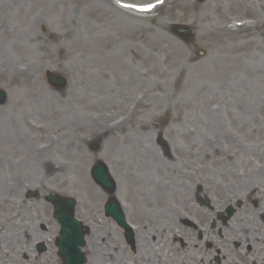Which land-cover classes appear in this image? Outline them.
I'll return each instance as SVG.
<instances>
[{"label":"rangeland","instance_id":"1","mask_svg":"<svg viewBox=\"0 0 264 264\" xmlns=\"http://www.w3.org/2000/svg\"><path fill=\"white\" fill-rule=\"evenodd\" d=\"M105 1H109L108 4L111 3L112 7L117 5L115 0ZM123 1L134 4L151 3L155 4V7L145 17L142 16L143 13L135 14L128 11L129 14L136 16L134 17L135 20L132 19L135 25L120 27L114 23V20L123 23L118 20L120 15L115 17L110 12H104L100 0H0V88L7 93L6 101L0 103V117H3V113L14 117L20 126V130L36 146L47 141L45 139L47 133H51L53 139H56L57 134L61 136L58 129L62 131L65 135L62 140V147L67 148V145H71L69 152L75 155L54 153V159L63 158L61 165L63 168H70V177L74 176V166H76L77 159H80L79 163L82 162L84 167H89L87 175L92 186L102 194L101 201L87 199L78 185L73 184L66 188L64 186L49 187L48 182H46L45 186H48L46 188L42 187V182L38 180L41 187L33 186L22 193L9 195L8 198L15 200L17 206L21 208L20 210L29 207L32 212L26 211L24 214L18 210V217L15 219L16 227H5V222L0 217V226H2L0 232L3 233L5 242L9 240L12 242L11 246H8L9 251H7L11 255L10 249H12L20 264H62L55 245L60 226L54 217L53 205L47 201V196L59 194L71 196L77 200L75 215L91 226V232L94 231L92 221L86 220L81 212L87 211L90 206L100 204L98 219L109 221L120 236L117 235V239L121 240V244L128 253L134 252V246L127 240L125 231L112 218L105 216L104 206L109 195L94 182L90 171L97 160H102L107 164L109 170L114 169L118 172L122 163H115L117 162L115 160L124 158L127 159V162L136 163V155L139 150L132 146L133 140L128 141L127 144L110 143L111 137L75 130L69 127L68 121V117L77 115L79 120L82 117L85 118L82 120L85 124L91 122V124L94 123L93 125H99L98 121L92 122L90 116L110 113L112 110L113 112L110 113L112 115L107 117V120L117 118L121 121H127H125L124 128L116 129V138L119 139L125 135H129V137L138 136V145L141 150L147 147L153 150L158 158L167 162H172L176 158L174 143L176 148L181 150L183 157L189 158L192 166L198 168H195L197 180H199L196 183L198 186L196 188L193 184L191 190L194 205L204 214L202 223H197V221L192 220V217L180 220L173 219V229L178 231L184 227L196 228L191 238L197 242L203 241V236L206 234L208 236V232H211L210 236L219 242V248L212 251V255L203 252L202 256L212 264H245L239 258H241L243 250L247 248L241 250L243 248L240 243L242 239L234 237L231 232L229 234L227 231L228 239L225 240L224 228L222 229V227L228 225H224L218 219V215L221 212H226L229 205L236 208V202L239 200L241 201L240 205H237L236 212L227 223L232 224L235 229H240L241 219L245 220L248 224L247 227L251 229L249 223L254 213L253 207H256L255 198L250 203L247 202L245 209L241 212L239 210L242 208L244 200L240 197H234L228 191L227 197L218 195V192L212 190L214 187L210 184H207L208 190H206L204 180L205 178H213L218 184L228 187L231 185L230 182L234 180L232 176L236 172L242 176L248 172L256 173L258 168L264 166V53L253 49L252 45L241 51L242 66L237 68H241L240 72H237L241 74L238 76L240 80L236 90L229 87L225 88L222 80H220L221 73L216 75L214 71L195 80L184 74L183 79H186L189 85L188 87L184 85L178 87L173 79L178 73L176 68L181 61V54L187 52L194 57L193 62L196 63L207 57L212 50V47L200 38V34L202 27L208 23L207 13L210 12L215 0ZM222 3L227 12L234 14L235 10L233 12L229 7L226 8L227 0H223ZM240 3L248 8L250 17L246 18L245 22L251 25L249 30L241 31L240 35L247 37L249 34V37L261 42L263 36H260L258 31L254 29V20L264 14L263 0H240ZM240 7L239 5L236 12L239 11ZM210 13L213 14V12ZM26 16L27 19H35L36 17L40 19L34 23L33 31H29L33 37L30 44L31 51H29L30 47L28 49L17 47L16 49L13 42L10 41L19 32L28 31L29 23L25 19ZM219 18L220 16L216 17V19ZM174 24L189 25L192 29V35L184 40L172 32L171 27ZM118 30L120 31L118 32ZM240 40L241 36H238V41ZM228 42L233 43V40L230 39ZM238 53L239 51L235 52L234 57ZM30 56L34 57L35 63H33L36 66L40 64L42 67L38 73L34 72L36 79L39 78L41 85L53 97V101L47 105V111L43 113L44 116L35 107V104L41 99L42 93L32 89L33 78L20 80V77H13L10 79L11 77L3 74V72L5 73L21 64L30 65V63H24ZM114 56L118 57L116 65L106 62ZM120 60L123 62L122 65H118ZM260 60L263 64V70L251 77L245 76L246 79L244 80V69L242 70V68L252 66L255 70L261 65ZM47 70H53L63 75L67 79V86L61 90L53 88L47 81ZM99 71L102 72L101 78L97 76ZM104 74L107 75L103 76ZM258 80L262 81L261 88L256 86ZM121 82H125L122 90L119 89L118 84ZM245 87L247 88L245 89ZM249 88L253 89L251 95ZM165 89L168 90L169 95L164 98ZM209 90L218 92L221 100L220 104H214L215 108H220L224 102L225 107L230 109L231 115L232 110L237 113L233 121L231 118L228 119L229 116L220 118L223 126L220 125L218 130L208 127L204 121V95ZM239 99L251 102L249 108L241 113L235 107L231 109L232 102L234 100L239 101ZM135 100H140V105L135 104ZM185 124L188 126L187 128L183 127ZM140 125L143 129L138 131V134H134ZM170 128L178 131L169 134ZM70 131L71 133H69ZM95 142L99 143L98 150L92 149ZM223 152L228 153L231 157L229 163H227L226 158H219ZM0 156H3L1 147ZM21 156L20 150L15 152L13 160L16 164L20 162ZM215 156L218 157L216 160ZM85 157H88V163H86ZM74 159L76 160L75 163ZM217 159L222 162L219 163ZM48 163L41 166V171L47 175L46 178L52 177L56 173L57 164ZM114 170L111 175L117 182L118 176ZM226 171H228V175L224 178L223 174ZM138 173L142 175L145 172L138 171ZM145 176L148 177V174ZM153 179L157 183L160 181L158 176H154ZM252 182L254 184L255 180ZM206 183L208 182L206 181ZM13 184L14 182H9L11 187ZM2 186L5 187V182ZM161 191L162 189H151L146 196H143L145 198L143 200L149 203V199H154L155 205H159L160 210L165 203L161 199ZM198 191H200V196L195 197ZM29 192H33L35 195L37 192V196L29 199L27 198ZM148 194L151 195V198H148ZM115 196L119 198L117 194ZM143 200L140 201L141 204L143 207H147ZM150 209L152 208L148 207L146 210L149 211ZM38 211L46 218L37 217ZM224 214L226 215V213ZM126 217L127 221L134 226L135 221L127 215ZM212 221L216 225L214 230L210 228ZM32 222L36 224L35 228L42 231V239L30 238ZM39 222L43 223V228ZM13 229H17L15 236H11L10 233V230L13 231ZM219 229L222 230L221 233ZM165 231L163 235L167 234ZM102 233L103 230H100L99 234L102 235ZM237 233L236 235L239 236ZM26 234H29L28 238H26ZM189 235L185 233L183 237L189 239ZM19 236L22 238L21 242H26L35 250L33 258H21L19 250L16 252L13 243ZM243 236L241 232V237L243 238ZM14 237L15 239H13ZM88 237L89 235L87 236V249L84 248L85 250H83L86 253L87 261L89 260L87 264H91L90 252L94 247L89 246ZM43 242L47 244L48 250H37L36 246ZM96 242L98 240H95ZM222 252L226 253L222 255ZM162 253L163 249L160 254L162 255ZM229 253L237 254V258L232 256V262ZM142 254L146 257V253ZM166 254L167 252L164 256L162 255L165 259L173 257L176 260L178 257L174 250H171L168 255ZM4 259L8 262L9 257L6 256ZM8 264L11 263L8 262ZM201 264L208 263L203 261Z\"/></svg>","mask_w":264,"mask_h":264},{"label":"bare ground","instance_id":"2","mask_svg":"<svg viewBox=\"0 0 264 264\" xmlns=\"http://www.w3.org/2000/svg\"><path fill=\"white\" fill-rule=\"evenodd\" d=\"M222 1L223 0H215L212 3L210 12H213V14L210 12L207 13L208 23H206L204 27H202V31L200 34V38L204 39L205 42L212 47L210 54L196 63L193 62L194 57L187 52L181 54V61L176 68L178 73L175 74L173 79V82L175 83V85H178V87L181 85L188 87L189 85L188 81L186 79H183L184 74L189 76L190 79L195 80L202 75L211 74L214 71L216 75H219V73H221L220 80H222L225 88L229 87L236 90L238 89L240 80L238 76L239 74H241L237 73L241 70V68H237L242 66L241 51L248 49V47L252 45L253 49L259 50L260 53H264V14L262 17H256L254 20V29L258 31V34L260 36H263L261 42L257 41L255 38L249 37V34L247 35V37L244 36L246 37L244 38L242 35H240V32L249 30L251 26L250 24H248V22H244L246 18L250 17L249 11L247 10L248 8L246 6H242L240 0H227L228 4L226 8L229 7V9H231L233 12L235 10L234 14H231V12H227L225 7H223ZM108 3V1L100 0V4L104 7V12H110L115 17L120 15L118 20L123 23L114 20V23L116 25L120 27H129L135 25L132 19H134V17L136 16L129 14V12H126V10L121 9L120 7H112L111 3ZM121 5H124V3H122ZM239 5L241 7L239 11L236 12ZM142 16L145 17L146 15ZM217 16H220V18L216 19ZM25 19L29 23L28 31L19 32L17 36H14L15 38L11 39L10 41L13 42V46L16 49L17 47H23L24 49H28L30 47L29 51H31L30 44L33 37L32 35H30L29 31H33L34 23L36 21H40V19L39 17H36L35 19H27V16L25 17ZM119 31L120 30H118V32ZM238 36H241L240 41H238ZM230 39L233 40V43L228 42L230 41ZM238 51L239 53L234 57L233 54ZM116 56H114V58L112 57V59H108L106 62L110 63L111 65H116L118 59V57ZM26 60L27 61H25L24 63H30V65L21 64L20 66L11 68L12 70L9 69L11 71L8 70L5 73L3 72V74H5V76L8 75L9 77H11L10 79H12L13 77H20V80H25L26 78L32 77V89L38 90L42 93L41 99H39L38 103L35 104V107L39 109L41 114H43L47 111V105H49L50 102L53 101V97L51 93H49L46 88L41 85L39 78L36 79L35 77L34 72L38 73V70L42 68L41 65L39 64L38 66H36V64H34V57L32 56H30ZM118 62V65H122L123 63L121 60ZM262 65L263 64L261 63V65L258 66V68H256L255 70L252 66L248 68H242V70L244 69L243 79L245 80L246 77H251L252 75L259 74V72L263 70ZM106 75L107 74H104L103 76ZM97 76L101 78L102 72L99 71L97 73ZM257 82L258 84L256 86L261 88L262 81L258 80ZM124 83L125 82L118 83L119 89H123ZM249 85L251 84L249 83ZM246 88L247 87H245V89ZM249 91L251 95L253 89H250ZM163 93L164 98L169 95V92L166 89ZM204 96V121L208 127L218 130L220 128V125L223 126L220 118H224V116H229L228 119L231 118V120L233 121L237 113L232 110L231 115L230 109L225 107L224 102H222L220 108L214 107V104L221 103L218 92L215 93L214 90H209L205 93ZM216 96H218L217 101ZM134 102L137 105H140L141 103L140 100H135ZM250 104L251 102L249 103L247 100H234V102H232L233 106H231V109L235 107L238 112L241 113L243 112V110L249 108ZM112 112L113 111L111 110L110 113ZM110 113L107 112L105 114L90 116L92 122L98 121L99 125H93L94 123L91 124V122L85 124L82 122V120L85 118L82 117L79 120L77 115H72L71 117H68L69 127L83 132L86 131V133L89 134H101V136L103 137H111L109 139V142L114 144H127L128 141L133 140L132 146L135 147V149L139 150L137 152L134 149L137 152L136 163L132 161L127 162V159L124 158H118L115 160L117 161L115 163H122V167L119 168L120 170L118 172L113 169L119 179V181L117 179V182L115 180V194H117L120 199L123 212L130 219L135 221L133 232L135 250L134 252L128 253L126 248L121 244V240L117 239V235L119 236V234H117V230L114 229L110 222L105 219H98L97 215L99 213L100 204H95V206H90L87 211L81 212L83 213L82 215L86 218V220L92 221V225L94 228V231L90 232V235L88 237L89 246L94 247L92 252H90L92 258L91 264H201L203 261L208 264H212L211 262H208V259H204L202 254L203 252H207L212 255V251L219 248L218 241H216L208 233V236H206L203 241L197 242L195 239L191 238V235H194L196 230V228L194 227H184V229L178 231H176V229H173V219L180 220L192 217V220L197 221V223L199 224L202 223L204 214L199 211V208L196 207V205H194L191 190L192 185L194 184L196 187V183L197 181H199L197 180V173H195L196 169L198 168L196 166H192L189 158L183 157L181 150L176 148L174 143L173 146L176 158L172 162H167L164 159L158 158L156 154H154L153 150L148 149L147 147L141 150L140 146L138 145V136L129 137V135H125L122 138H116V129L124 128L127 121H121L120 119H117V122L115 123V119L107 120L106 118L111 117L110 115H112ZM2 116L3 117H0V147L3 154L2 157L0 156V184L2 183L0 185V217L2 218V221L5 222V227L17 226L15 219L18 217V210L20 212H24V214L26 213V211L32 212L29 207H26L24 210H20L21 208L17 206L16 201L9 199L8 196L15 195V193H22L24 190L33 186L41 187L39 181L42 182V187L46 188L48 186H64L66 188L75 184L80 186L82 192L84 193V197H86L87 199L101 201V192H99L97 188H94L92 186V183L87 175V170L89 167L86 168L84 167V165H82V162L79 163L80 159H77V162L74 159V163L76 162V166H74L73 169L74 176L70 177V168H63V165H61L63 158L61 159L60 157L59 160L54 159V153L65 155L73 154L69 152V150L71 149L70 147H72L71 145H67V148L62 147L61 145L62 140L65 138V135L62 131L58 129L61 136L57 134L56 139H53L52 135L47 133L45 135V139L47 141L43 144H40V146H36L34 142H31L29 137L27 135H24V132L20 130V126L14 117L8 115L7 113H3ZM183 127L187 128L188 126L185 124ZM142 129L143 127L140 125L134 134H138ZM177 131L178 130L170 128L168 132L169 134H172ZM69 133H71V131ZM226 134L227 133H225V135ZM70 141L72 142V139H70ZM212 148L214 149V146ZM18 150L21 151L22 156L20 157V162L16 164L13 160V157L15 155V152H17ZM214 158L216 160V158L218 157L215 156ZM219 158H226L227 163H229L231 160V157L226 152H223L219 156ZM85 160L86 163L89 162L88 157H85ZM48 162H54L57 164L55 175H52V177H48L49 179L46 178L47 175H45L41 171V166L43 164H49ZM218 162L220 163L222 161H220L219 159ZM113 170L110 169V172H112ZM138 171H142L145 173H142V176L140 173H138ZM146 174H148V177L145 176ZM236 174L238 177L236 176ZM227 175L228 171H226V173L224 172L223 177L226 178ZM154 176H158V178L160 179L159 183H157V181L153 179ZM260 176L262 178L264 177V166L258 168L256 173L252 172L250 174H244L240 176L236 172L232 176L234 180L230 182L231 185L228 187H223V185H221L220 183L219 185L216 180H213V178H205L208 183H206L205 180L204 182L206 184V190H208L207 184H210L214 187H211L213 188L212 190L218 192V195L227 197L228 191V193H231V195L233 194L234 197L246 196V198H252L253 192H251V189L254 186L252 180L257 179ZM3 182H5V187L2 186ZM9 182H14L12 187L9 185ZM46 182H48V186H45ZM151 189H162L161 199H163L165 202L163 205L164 208L162 207L159 210V205H155L154 199H149V203L143 200L145 199L143 196H146L147 193L151 191ZM240 194L242 195L240 196ZM199 195L200 192L195 197H198ZM150 196L151 195L148 194V198H151ZM141 200H143L145 206L147 207H143L140 202ZM148 207L154 210H146ZM259 207L260 208H258L256 211L261 213L262 210L260 209H262L263 206L260 205ZM37 217L46 218V216H42V213L39 211ZM253 219L254 220L251 219V223H249L250 225L252 224L260 226V224H262L264 226V220L262 219V222L260 221L259 214L253 216ZM240 222V229H235L232 224L228 225L227 231L229 232V234L231 232L234 237L242 239V241H244L245 243H250L257 246V237L251 235L250 231L247 229L248 224L245 222V220L240 219ZM39 223L40 226L42 225L43 227V223ZM35 226L36 224L32 222L30 227L32 228L30 230V233L32 235L30 238L42 239V231L35 228ZM165 229L167 231V234L163 235ZM100 230H103L102 235L99 234ZM0 231H2V226H0ZM16 231L17 229H13V231L10 230L11 236H15ZM241 232L244 235L243 238L241 237ZM185 233H187L188 235L190 234L189 236L191 239L184 238L183 236L185 235ZM236 233L239 234V236L236 235ZM2 234L3 233L0 232V264H8V262H10L11 264H20V261L16 258V255L12 251V249H10L11 255H9L8 246H11L12 242L11 240L5 242L6 239L3 238ZM28 235L29 234H26V238H28ZM13 239H15V237ZM95 240H98V242L95 243ZM263 240V238L259 239V241ZM21 241L22 238L21 236H19L15 239L13 244H15L16 252L19 250V252L21 253V258H24V256H26L27 254H30L29 250H31V246H28L26 242ZM221 245L222 243L220 244V246ZM162 249L163 256L165 252H167L166 255H168L171 250H174L175 254L178 255L177 259L174 260L173 257H167L166 259L163 258V256L160 254ZM142 253H146V257ZM224 253L226 252H223L222 254ZM229 254L232 255L231 253ZM6 256L7 258L9 257L8 262L4 259ZM144 258H148V261ZM259 260L260 264H264V248L262 249V256Z\"/></svg>","mask_w":264,"mask_h":264},{"label":"water","instance_id":"3","mask_svg":"<svg viewBox=\"0 0 264 264\" xmlns=\"http://www.w3.org/2000/svg\"><path fill=\"white\" fill-rule=\"evenodd\" d=\"M174 30L183 37L189 34V30L184 26H175ZM51 83L63 87L65 80L57 79L55 75L50 76ZM5 100V95L0 92V101ZM95 180L101 184L109 193L115 191V184L111 179L107 166L103 162H99L92 171ZM49 200L55 204L56 217L61 222L63 230L59 238L60 256L64 259V264H84V260L78 251V246L84 243V230L73 218L74 202L70 199H63L60 196H50ZM107 212L112 214L118 222L127 227L125 219L119 210L117 201L112 198L107 205Z\"/></svg>","mask_w":264,"mask_h":264},{"label":"flooded vegetation","instance_id":"4","mask_svg":"<svg viewBox=\"0 0 264 264\" xmlns=\"http://www.w3.org/2000/svg\"><path fill=\"white\" fill-rule=\"evenodd\" d=\"M255 184H256V188L252 193L253 196L255 197V201H254L255 206H256L255 208L257 210L258 208H260L259 207L260 205H262L263 207H262V209H260V210H262V212L259 213L258 211H256V214L254 216L259 214V219L262 222V219L264 220V177L262 178L260 176L259 178L255 179ZM255 195H257V196H255ZM243 206H244V204H243ZM252 220H254V219L252 218ZM250 226H251V232L252 233H255L259 236L262 235L264 238V226L262 224H260V226H256V225L251 224ZM256 243H257V246L256 245L253 246L252 244H249L248 250L249 251H253V250L261 251L259 254V257H261L262 256V249L264 248V241H259L256 239ZM259 245H260V247H259ZM254 264H257V260L254 261Z\"/></svg>","mask_w":264,"mask_h":264},{"label":"snow or ice","instance_id":"5","mask_svg":"<svg viewBox=\"0 0 264 264\" xmlns=\"http://www.w3.org/2000/svg\"><path fill=\"white\" fill-rule=\"evenodd\" d=\"M123 7L136 8L138 11L147 12V11H150L153 7H155V5L148 4V5L140 6V5H135V4H124Z\"/></svg>","mask_w":264,"mask_h":264}]
</instances>
